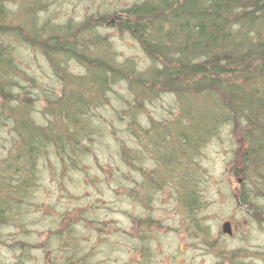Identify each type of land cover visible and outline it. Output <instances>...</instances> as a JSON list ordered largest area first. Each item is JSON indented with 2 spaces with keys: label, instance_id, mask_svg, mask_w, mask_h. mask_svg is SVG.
I'll return each instance as SVG.
<instances>
[{
  "label": "rangeland",
  "instance_id": "rangeland-1",
  "mask_svg": "<svg viewBox=\"0 0 264 264\" xmlns=\"http://www.w3.org/2000/svg\"><path fill=\"white\" fill-rule=\"evenodd\" d=\"M43 1L32 9L39 22L54 25L49 29L58 33L54 36L65 35L66 29L69 35L76 32L81 39L77 43L92 49L99 60L133 67L140 75L150 65L137 40L108 24L112 19L107 13L138 0ZM8 6L12 14L3 24L11 38L0 36V42L9 41L13 57L34 77L33 86L27 87L32 96L29 117L48 125V113L56 108L46 98L60 96L64 87L59 73L63 71L75 92L80 89L77 77L87 76L88 70L76 57L65 62L59 58L56 63L65 69L55 74L42 53L13 40L11 31L22 22L29 26L30 15L18 3ZM133 93L118 81L105 90L98 107L88 109L93 134L76 162L59 156L55 146L45 148L27 182L29 195L14 215L3 217L7 223L0 226V264H264V184L241 168L244 143L238 126L220 124L224 117L217 115L214 135L200 134L203 144L195 151L175 141L176 146L172 136L164 135L188 126V115L175 109L177 95L159 91L136 113L139 125L147 128V139L140 140L123 117L125 100ZM17 96L21 100L22 93ZM2 115L1 174L18 148L11 122ZM51 127L59 132L56 121ZM133 150L140 151V159L143 155L141 163H126L123 157ZM242 189L249 197L246 203L239 200ZM226 221L230 236L220 230Z\"/></svg>",
  "mask_w": 264,
  "mask_h": 264
},
{
  "label": "trees",
  "instance_id": "trees-1",
  "mask_svg": "<svg viewBox=\"0 0 264 264\" xmlns=\"http://www.w3.org/2000/svg\"><path fill=\"white\" fill-rule=\"evenodd\" d=\"M12 2L30 15L29 26L22 22L11 31L13 40L42 53L51 61L54 72L65 69L56 63L57 59L64 58L65 62V58L76 57L87 68L88 75L77 77L80 89L72 92L66 75L63 71L59 73L64 87L60 96L51 94L52 98H46L50 108L56 109L48 113L52 123L43 125L28 115L32 100L28 88L33 86L29 87L34 77L22 66L20 58L13 57L15 50L9 41L0 42V115H4L1 117L4 122H11V132L16 134L13 141L18 143L15 160L8 163L3 174L0 171V226L7 223L3 217L14 215L16 206L29 195L27 182L35 175L46 147L55 146L62 158L78 160L86 138L93 134L90 117L86 116L88 109L98 107L105 90L118 81L134 90V96L125 100L123 117L140 140L147 139V128L139 125L136 113L146 99L155 98L159 91L175 94L178 96L175 109L188 115L189 125L176 128L165 138L172 136L176 146L178 143L195 151L203 144L200 134L210 138L219 123L233 122L244 143L240 154L245 166L241 168L244 174L253 172L256 182L264 184V0H138L107 13L112 19L108 24L137 40L148 57L150 65L141 75L133 67L99 60L92 49L77 43L81 39L76 32L69 35L66 29L65 35L54 36L58 33L49 31L54 25L39 22L32 9L35 4L43 5V0H0L3 40L7 39L6 34L11 35L3 22L4 17L12 14L8 6ZM21 93L20 100L17 95ZM217 115L224 117L219 123ZM55 121L59 132L49 128ZM139 152L133 150L123 158L129 164L141 163L143 155L140 159ZM244 190L239 193V200L246 203L249 197ZM259 213L254 212L255 216Z\"/></svg>",
  "mask_w": 264,
  "mask_h": 264
},
{
  "label": "water",
  "instance_id": "water-1",
  "mask_svg": "<svg viewBox=\"0 0 264 264\" xmlns=\"http://www.w3.org/2000/svg\"><path fill=\"white\" fill-rule=\"evenodd\" d=\"M221 231H223V233L230 235L232 233V230H230V223L229 222H224L221 225Z\"/></svg>",
  "mask_w": 264,
  "mask_h": 264
}]
</instances>
